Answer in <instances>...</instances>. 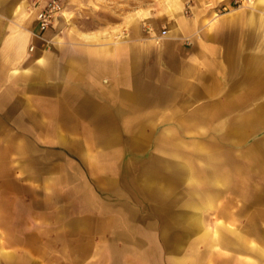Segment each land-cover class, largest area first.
<instances>
[{"label": "crops", "instance_id": "obj_1", "mask_svg": "<svg viewBox=\"0 0 264 264\" xmlns=\"http://www.w3.org/2000/svg\"><path fill=\"white\" fill-rule=\"evenodd\" d=\"M37 1L0 0V264H264L238 218L203 228L215 195L146 200L180 178L264 209V0L250 25L208 0H60L43 31Z\"/></svg>", "mask_w": 264, "mask_h": 264}, {"label": "rangeland", "instance_id": "obj_2", "mask_svg": "<svg viewBox=\"0 0 264 264\" xmlns=\"http://www.w3.org/2000/svg\"><path fill=\"white\" fill-rule=\"evenodd\" d=\"M168 3H170V1ZM252 6L253 0H208L203 4V7L209 10L213 19L222 15H238L242 19L240 22L242 25L251 24L248 18L245 19V15L246 11ZM134 7H136L135 4L131 6V10L134 9ZM189 10L190 9L187 7V11L185 12H189ZM189 14L193 15L191 12H189ZM215 14L216 16H214ZM257 27H259V25H256L255 27L253 25V55L260 57L264 56V31H259ZM189 184H192V182ZM200 184L201 183H193V187L192 185L188 186L186 181L178 178V191L176 193L170 194L163 192L161 195L153 192L146 193L147 201H156V208L148 211L151 213L154 211L156 213L155 215L161 216L162 218L169 217L171 215L180 216L181 214L189 211V209L185 208L183 205V202H185V200L189 197V193H191L186 191V189L196 188L198 190L197 193L201 194V196L207 195V193L211 194L212 196L215 195L214 208L203 210L202 220L205 222L203 224V228L209 230L214 229L216 226L215 224L218 222V218H238L236 222H242L241 224L228 226L233 228H242L243 230L253 228V240L264 247V223H253V225L246 223L248 222V218H253V222H263L264 209L232 207L233 204H241L243 199L240 197H234L233 194L227 192H203L201 191L202 186ZM202 198H204V196H202ZM196 199L201 201L199 198ZM175 206H177V208ZM195 244H197L196 241Z\"/></svg>", "mask_w": 264, "mask_h": 264}, {"label": "built area", "instance_id": "obj_3", "mask_svg": "<svg viewBox=\"0 0 264 264\" xmlns=\"http://www.w3.org/2000/svg\"><path fill=\"white\" fill-rule=\"evenodd\" d=\"M35 5V21L40 31L51 27L63 8L60 0H42L37 1ZM165 32L163 29L162 34Z\"/></svg>", "mask_w": 264, "mask_h": 264}]
</instances>
